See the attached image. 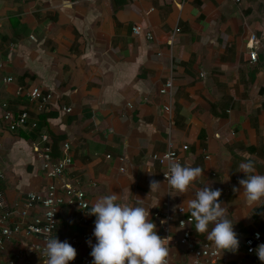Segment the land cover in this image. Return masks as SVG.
Instances as JSON below:
<instances>
[{
    "label": "crops",
    "instance_id": "0c3cea01",
    "mask_svg": "<svg viewBox=\"0 0 264 264\" xmlns=\"http://www.w3.org/2000/svg\"><path fill=\"white\" fill-rule=\"evenodd\" d=\"M135 26L144 28L140 36ZM263 32L264 0H0V239L6 213L10 227L24 224L28 194L65 182L91 204L112 192L123 203L143 199L158 235L170 238L174 264H192L179 242L183 230L174 222L167 234L155 214L168 206L190 213L187 201L205 186L222 190L239 240L259 231L264 244V199L250 205L239 184L246 178L239 164L249 159L264 175V48L257 64L248 48ZM34 88L52 95L42 113L27 95ZM5 104L15 114L28 111V126L9 131ZM170 141L183 165L204 168V177L176 196L153 160ZM66 142L73 164L58 180L39 152L50 147L57 161ZM153 180L161 184L152 191ZM80 219L76 207H62L53 235L79 260L86 247L71 240L94 232L96 217L88 228ZM194 226L198 243H213ZM42 249L43 240L23 230L6 240L0 260L41 264ZM222 252L219 264H264L245 251Z\"/></svg>",
    "mask_w": 264,
    "mask_h": 264
},
{
    "label": "clouds",
    "instance_id": "9594fccd",
    "mask_svg": "<svg viewBox=\"0 0 264 264\" xmlns=\"http://www.w3.org/2000/svg\"><path fill=\"white\" fill-rule=\"evenodd\" d=\"M239 170L246 174L239 184L243 195L250 205L264 199V175L256 173L254 163L239 164ZM204 168L182 165L175 159H169L168 171L164 173L169 194L187 193L194 182L204 177ZM160 182L151 181L152 191L160 187ZM236 192L240 189L234 188ZM222 190L205 186L195 190V197L187 201L191 217L195 221L198 234H207V239L223 251L237 252L240 241L234 230V222L228 218V208L222 206ZM136 204L121 202L122 194L112 192L96 198L89 215L96 217L94 236L96 243L91 245L90 255L93 264H168L170 238H162L157 226L151 219L149 207L138 197ZM181 211H184L181 208ZM211 226V227H210ZM43 252L45 264H69L77 257V250L68 242L60 241L56 236L45 234ZM91 243V242H89ZM258 258L264 261V244L255 250Z\"/></svg>",
    "mask_w": 264,
    "mask_h": 264
},
{
    "label": "built area",
    "instance_id": "2783aa9c",
    "mask_svg": "<svg viewBox=\"0 0 264 264\" xmlns=\"http://www.w3.org/2000/svg\"><path fill=\"white\" fill-rule=\"evenodd\" d=\"M240 1V0H237ZM144 31L141 26H135L133 32L135 35L140 36ZM179 29L175 31L174 34L179 33ZM149 39H152L151 34L146 35ZM264 32L261 36L253 34L248 44L250 50V58L252 64H257L259 62V49L264 48ZM12 81V79H8ZM172 80L167 83V89H171ZM22 94V91L19 92ZM162 94H166L167 90L163 89ZM30 101L36 104V110L42 113L46 110V106L50 103L52 95L50 93H45L40 88H34L27 93ZM5 111H3L2 120L8 127L9 131L17 132L22 128H25L29 124L30 113L28 111H22L19 114H15L7 109V105H4ZM165 111L171 113V106H165ZM71 112V110H67ZM32 128L37 127V122H32ZM43 142H50L48 135L42 136ZM71 146L69 143H65L62 147L63 157L57 161H54L52 157V152L50 147L42 149L40 153V158L43 162V169L49 172L54 178L61 180L65 172L72 166L73 159L70 156ZM169 159H175L183 165V157L180 151L174 146L170 141L168 143V149L165 153L161 155H155L153 160L162 168V178L164 181L165 175L168 171V161ZM124 169H122L123 171ZM3 175L0 174V180ZM167 182V181H166ZM4 207L3 204H0ZM64 206L76 207L81 212L80 226L88 228L90 220L95 216L89 215L92 204L87 198V193L79 188H76L65 182L61 187L58 185H50L46 191L41 193H31L27 196V202L24 206V210L21 212L22 220L21 224H17L15 227H10L8 225L9 217L12 215L10 212L4 215L2 222V239H0V251L4 250V245L6 240H9L13 236L19 234L21 231H25L28 235H34L41 238L44 242L48 233L51 236L54 235L59 224V214ZM41 208L42 214L40 216H35L33 220L28 219L30 213L35 208ZM181 208L184 211H181ZM172 212L168 206L165 211L161 213H156L155 217L161 220L162 229L168 234L171 225L175 222L178 227L183 230V234L180 238V245L186 250L187 253L192 258V264H219L222 258V250L216 248L213 243H198L189 229V227L195 225L194 218L191 217V212H187L184 207H179ZM178 219L175 221V216ZM240 241L239 250L237 252L245 251L248 255H257L256 249L259 245L263 244V234L259 231H255L252 236L247 237ZM91 242V243H89ZM96 238L94 232L87 230L80 236H75L72 238V244H84L86 247V254L82 259H75L70 261L69 264H93V257L90 255L92 251L91 245L96 243ZM43 252V249H42ZM41 252V253H42ZM168 264H174L170 256L167 257ZM46 257L42 255L41 264H45ZM0 264H15L14 262L4 263L0 260Z\"/></svg>",
    "mask_w": 264,
    "mask_h": 264
}]
</instances>
